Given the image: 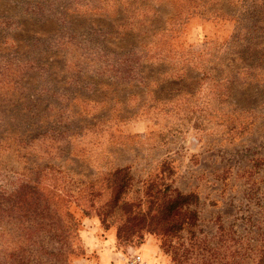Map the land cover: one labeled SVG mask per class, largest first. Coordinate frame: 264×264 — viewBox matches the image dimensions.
Masks as SVG:
<instances>
[{
    "label": "rangeland",
    "instance_id": "obj_1",
    "mask_svg": "<svg viewBox=\"0 0 264 264\" xmlns=\"http://www.w3.org/2000/svg\"><path fill=\"white\" fill-rule=\"evenodd\" d=\"M0 264H264V0H0Z\"/></svg>",
    "mask_w": 264,
    "mask_h": 264
},
{
    "label": "trees",
    "instance_id": "obj_2",
    "mask_svg": "<svg viewBox=\"0 0 264 264\" xmlns=\"http://www.w3.org/2000/svg\"><path fill=\"white\" fill-rule=\"evenodd\" d=\"M186 199H187V196L186 195H182L181 193L180 194H177L175 196V198H173V201L169 202L167 205L164 206V209L170 213L172 212L173 209H177L180 210L183 206L186 207L188 204L186 202ZM189 218H192V215L189 216ZM165 223H169V222H165ZM170 224V223H169ZM158 225H164L162 224L161 222L158 221ZM173 225V224H172Z\"/></svg>",
    "mask_w": 264,
    "mask_h": 264
},
{
    "label": "built area",
    "instance_id": "obj_3",
    "mask_svg": "<svg viewBox=\"0 0 264 264\" xmlns=\"http://www.w3.org/2000/svg\"><path fill=\"white\" fill-rule=\"evenodd\" d=\"M137 259H140V257H138Z\"/></svg>",
    "mask_w": 264,
    "mask_h": 264
}]
</instances>
